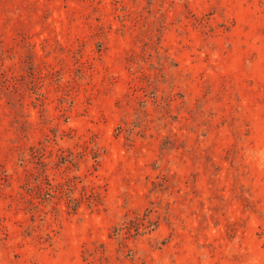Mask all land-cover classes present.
I'll list each match as a JSON object with an SVG mask.
<instances>
[{
	"label": "rangeland",
	"instance_id": "obj_1",
	"mask_svg": "<svg viewBox=\"0 0 264 264\" xmlns=\"http://www.w3.org/2000/svg\"><path fill=\"white\" fill-rule=\"evenodd\" d=\"M0 264H264V0H0Z\"/></svg>",
	"mask_w": 264,
	"mask_h": 264
},
{
	"label": "trees",
	"instance_id": "obj_2",
	"mask_svg": "<svg viewBox=\"0 0 264 264\" xmlns=\"http://www.w3.org/2000/svg\"><path fill=\"white\" fill-rule=\"evenodd\" d=\"M48 186L40 185L39 191L34 195V198L40 199L41 201L51 200L52 198L65 197L67 200V209L73 210L74 212L78 211L81 204L85 201H88L89 205H98L101 201V194L96 191L89 192L87 189L82 197L78 198L73 196L74 185L64 184V183H51L47 182ZM32 192L34 188L31 189ZM136 227V231L139 233L141 226L143 225L139 221H133Z\"/></svg>",
	"mask_w": 264,
	"mask_h": 264
}]
</instances>
